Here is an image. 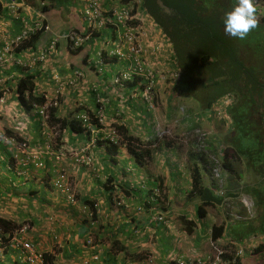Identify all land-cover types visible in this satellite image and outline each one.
<instances>
[{
    "label": "crops",
    "instance_id": "1",
    "mask_svg": "<svg viewBox=\"0 0 264 264\" xmlns=\"http://www.w3.org/2000/svg\"><path fill=\"white\" fill-rule=\"evenodd\" d=\"M7 1L0 0V23L9 35L22 27V20L30 21L41 12L35 5L20 0L22 5L18 2V12L14 14L4 6ZM117 2L101 0L104 8ZM85 4L84 0H74L69 6V14L64 10L44 13L50 32L41 33L32 45L16 52V57H21L25 65H16L12 60L0 65V217L12 222L6 232L0 228V235H4L0 241V264H25L20 250L9 242L13 235L31 241L42 253H50L52 263L56 264H83V261L87 264H177L179 259L184 260V264L190 261L194 264H258L249 256L255 240L247 243L235 241L224 231L220 237L212 239V226L222 224L225 219L223 205L206 206L205 215L199 218L197 206L200 201L188 197L192 164L189 150L198 136L191 132L205 134L203 144L211 152L213 147L210 146H218L231 128L229 118L219 120L213 111L204 112L197 104L194 114L198 124L191 128L192 123L185 119L187 115L182 113L180 117L172 108L170 89L164 91L163 88L169 77V68L174 66L172 45L143 8L138 14L145 61L155 73L154 107L150 108L143 98L139 78L125 81L122 86L113 83V76L127 61L112 58L105 63L97 62V49H102L105 44L104 31L76 49L70 48L61 37L71 29H81L83 21L78 12ZM51 35L59 38L56 50L46 61H36L34 55L47 44ZM250 40V46L246 48H255L256 40ZM74 71L81 75L73 78L72 85L65 86L59 105L49 115L51 129H58V137L56 141L52 140L54 144L50 149L45 135L47 131L43 130L39 115L18 101L16 84L25 74H32L35 91L51 94L56 87L53 74L60 76L64 83L66 78L73 77ZM187 107H191L190 102ZM99 108L103 111V122L94 141H91L90 134L73 132L68 126L61 125L60 120L72 119L76 112L95 114ZM175 115L184 119L182 128L185 130L180 134L188 132L186 136L192 138L186 140V146L180 145L185 137L178 138L180 134L163 140L157 136L163 125L177 126L181 122L174 120L165 124ZM115 125H123L126 135L138 138L142 147L150 150V156H144L141 163L136 162L123 143L114 154L110 153L103 142L104 132ZM4 135L15 136L20 141L24 139L28 145L22 152L15 151L12 144L1 139ZM168 139L178 141L169 144ZM85 146L92 162L77 164L74 153ZM60 151L64 155L57 158ZM207 156L213 158L212 154ZM39 160L43 163L41 166L36 165ZM190 160L199 162L195 158ZM197 164L205 184H211L213 174L207 171L203 162ZM58 167H65L74 178L77 192L74 204L67 202L52 185ZM217 181L220 186L233 187V176L227 173ZM161 183L166 192L165 201L159 208L161 213L157 212V207L143 208L144 201L149 198L147 190ZM220 191L224 189L220 187ZM240 199L228 197L224 205H230L237 212ZM89 202L96 208L93 221L87 217ZM155 214H161L163 220H156ZM187 220L194 222L190 233L185 229ZM25 225L28 231L23 230ZM88 235L95 237L96 243L85 245L84 239ZM213 245L222 248L227 259L221 257L218 261ZM238 249L243 250V254L236 263L234 253ZM94 255L97 259L92 258Z\"/></svg>",
    "mask_w": 264,
    "mask_h": 264
},
{
    "label": "trees",
    "instance_id": "2",
    "mask_svg": "<svg viewBox=\"0 0 264 264\" xmlns=\"http://www.w3.org/2000/svg\"><path fill=\"white\" fill-rule=\"evenodd\" d=\"M24 1L35 5L43 14L57 10L66 12L69 6L74 4V0ZM254 1L258 3L256 8L257 18L260 21L259 25L262 24L263 26L264 0ZM236 3L237 0H142V8L161 27L172 45V63L174 66L169 68V73H176L177 77L174 79L167 78L171 98L191 95L197 100L199 109L204 112L217 110V100H228L224 115H221L219 120L223 121L228 117L232 124L224 135L222 142L219 141L218 146H210L213 148L211 152L210 149L208 152L203 144L204 140L198 139L197 136L193 141L192 149L189 150L190 159L195 158L197 161L203 162L207 171L214 176L211 184L206 185L201 168L197 164L199 162L189 159L192 164L190 166L191 188L188 192V197H195L200 201L197 206V217L201 218L205 215L206 206L213 205L216 207L217 205H223L225 207L223 210L225 219L222 224L212 226V239L215 240L220 237L223 231L229 233L228 235L235 241L239 240L247 243L253 239L256 244L249 252V256L256 260L255 263L264 264V41L262 43L263 52L260 50L263 55L262 58H259V60L262 59L261 61L257 58L255 48H253L254 51L251 47L246 48V46H250V39L255 37L254 33L258 28H260V31H264V27L258 26L252 30L244 41L225 35L222 18ZM40 35L41 33L39 32L34 33L27 41L21 43L15 51H20L29 44L32 45L36 38L39 39ZM257 63L259 64L256 66ZM228 67L230 70L227 69ZM225 69L227 72H225ZM227 78L231 82H227ZM236 79L238 81L232 83ZM227 84L230 86L227 88L230 89L226 88ZM235 87L242 90L245 94L238 102L236 101V94L233 93ZM35 90L34 76L32 74H25L18 80L16 84L17 99L24 108L32 109L34 103H43L45 99L43 94H38ZM203 91L205 96L202 98L199 93ZM247 97H250V99H247ZM242 99L247 100V102L250 101L251 108L244 115V121L248 124L246 127L247 131L238 134L236 126L242 118L239 114V108L244 102ZM195 108L197 107L183 110L184 114L187 115L185 119L192 123L191 128L198 124L196 114H194ZM52 109H55V107L50 109L49 115L52 114ZM76 113H74L72 119L60 120L62 127L68 126L73 132L89 134V129L82 126L81 119L75 118ZM87 113L91 116L92 125L96 127L102 126L95 114L90 111H87ZM183 124L184 119L175 127L177 129V131H174L176 135H179V131L185 130L182 128ZM114 127L121 136L120 144H125L136 162L141 163L144 156H150V150L143 148L138 138L126 135V129L123 125H115ZM167 137L162 136L160 139L163 140ZM245 137L251 140L243 141ZM103 142L110 153L114 154L117 151L119 145H115L105 137ZM175 142L172 139H168L169 144H174ZM255 150L256 152L263 150L260 154L261 157L252 152ZM211 154L213 158L208 159L207 155ZM237 164L239 168H236ZM215 170L217 172L216 176ZM223 173L233 176V181H231L233 187L231 185L228 187L224 184L219 185L217 180L223 176ZM72 185L74 187V202L70 204H74L77 201L74 182H72ZM235 185H237L236 188L234 187ZM158 186L164 196L163 202L157 199L160 204L156 206V209L158 210L157 212L161 213L159 208L161 203L165 201L166 192L162 183ZM220 187L224 191H220ZM214 189L217 192H214ZM147 192L148 196L153 193L151 188ZM242 194L249 197L247 198L251 203L250 207L244 204ZM62 196L66 199V195L62 194ZM228 197L233 199L236 197L242 198L238 202L240 209L237 212L239 213L233 210L230 205L228 207L224 205ZM151 202V198L149 202L148 198H146L143 208L151 206ZM119 204L120 202H117V205ZM229 207L230 209H228ZM86 208L88 220L93 221L96 212L94 204L89 202ZM141 208L140 206L139 209ZM11 225L12 222L10 220L0 217V228L4 232ZM25 226L27 227V225ZM193 226L194 222L192 220L185 222L187 232L190 233ZM94 243H96L95 237L92 235H88L84 239L85 245H93ZM242 254L243 250H241L240 256ZM42 256L45 264L48 262L52 263L53 256L50 253H42ZM222 257L224 260L227 259L225 254H222ZM238 258L236 263H238Z\"/></svg>",
    "mask_w": 264,
    "mask_h": 264
},
{
    "label": "built area",
    "instance_id": "3",
    "mask_svg": "<svg viewBox=\"0 0 264 264\" xmlns=\"http://www.w3.org/2000/svg\"><path fill=\"white\" fill-rule=\"evenodd\" d=\"M86 4L82 10H79V15L82 18L83 25L79 31L71 29L61 35L68 43L70 48L76 49L82 47L86 42L90 41L93 37L104 31V45L102 49H97L96 57L97 62L105 63L111 61L112 58L117 60L127 61V64L118 70L113 76V83L123 85L125 81L134 80L139 78V84L142 86L141 94L150 108L154 107L153 92L155 84V73L149 62L145 61V48L143 47L141 40V18L138 14L142 12L141 0H118L117 4L110 8H104L101 4V0H84ZM18 2L20 0H8L5 2L6 6L12 13L18 12ZM255 2V1H254ZM22 5V2H20ZM258 5L257 2H255ZM48 33L50 32V26L46 20L45 15L42 12L36 13V17L33 19L22 20V27L18 29L15 34L9 35L8 32L2 28L0 23V65L9 61H14L16 65H25V62L21 57H16V49L21 43L27 41L34 33ZM58 42L57 36H49L47 44L43 46L34 55L35 60L44 62L46 59L56 50V44ZM163 74V73H162ZM79 71H74L73 77L66 78L65 82H61V77L57 74H53V80L56 83V87L51 94H43L44 101L41 104L34 103L32 109L39 115L42 126L46 128L47 120L49 118L50 109L59 105L60 97L64 91L65 86L72 85L74 77L80 76ZM165 75V74H164ZM169 78L174 79L177 77L176 73H169ZM2 101V97H0ZM217 110L213 111V115L219 118L224 115L225 107L228 104V100L219 99ZM98 117V121L103 122V111L98 109L95 112ZM75 118L81 119L82 126H85L90 131V136L93 138L100 127H96L91 124V116L87 111L77 112ZM108 128L104 132V137L111 140L115 145H119L121 142V136L116 129ZM158 137L165 136V132L160 131L157 133ZM1 139L12 144L15 151H24L27 147V142L23 139L20 141L15 136L4 135ZM87 148L81 147L74 153L75 162L77 164H90L92 157L87 154ZM57 158L64 155V152H59ZM24 161V160H21ZM23 165L22 162H20ZM43 163L39 160L36 165L41 166ZM19 171V170H18ZM215 175L217 172L215 170ZM72 178L65 168L60 167L55 172L52 178L53 186L61 193L66 195V200L69 203H73L74 187L72 185ZM153 193L149 195L151 198V206L156 207L163 202L164 196L161 194L160 187L158 185L153 186ZM156 197V198H154ZM249 201V200H248ZM244 202V201H243ZM250 202V201H249ZM245 204V202H244ZM251 204V203H250ZM249 206L250 205H246ZM139 208V207H138ZM156 220H163L161 214H155ZM1 241V237H0ZM10 244L17 247L21 252V257L25 264H45L42 256V252L35 249L33 244L24 239L23 237L13 235L10 239ZM89 242V241H87ZM213 248L217 252V260L220 261L223 249L213 245ZM241 249H238L234 253V259L240 257ZM97 259V255L92 257ZM194 264L193 261L188 262ZM83 264H87V261H83ZM177 264H184V260H178Z\"/></svg>",
    "mask_w": 264,
    "mask_h": 264
},
{
    "label": "rangeland",
    "instance_id": "4",
    "mask_svg": "<svg viewBox=\"0 0 264 264\" xmlns=\"http://www.w3.org/2000/svg\"><path fill=\"white\" fill-rule=\"evenodd\" d=\"M259 27H261V28H263L264 27V25L262 26V24H260V25H258ZM254 35H255V37L254 38H252V40H256V43L254 42V47H255V52H256V55H257V58H258V60H259V58H262V52H263V50H262V48H263V44H262V41L264 40V31L262 32V33H260V29H258L255 33H254ZM252 50L254 51V49L252 48ZM262 52H261V51ZM256 58V59H257ZM262 59H260L259 61H261ZM259 63H257L256 64V66L258 65ZM228 70H230L229 69V67L227 68ZM229 77V76H228ZM227 80V82H231V81H228V78L226 79ZM236 81H238L237 79L234 81V82H232V83H236ZM229 85L227 84V86H226V88L228 87ZM230 87V86H229ZM163 88H164V91H168V89L170 88L169 87V85H168V83L166 82L165 84H163ZM227 89H230V88H227ZM233 93H235L236 94V97H237V99H236V101L238 102V101H240L241 100V97L243 96V95H245L244 94V92L242 91V90H240V89H237L236 87H235V89H234V91H233ZM247 94V93H246ZM199 95H201L202 96V98L205 96V94H204V91L201 93H199ZM244 97V96H243ZM194 97H189V96H187V97H184V98H179L178 99V97H174V98H170L171 99V102H170V105L172 106V108L174 109V110H176L177 112H179V116L181 117V114L182 113H185V112H183V110L187 107V104L190 102V104H191V109L192 108H194V107H197V101H195L194 102V100H192ZM247 99H250V97H247ZM199 101H201V100H199ZM242 101H244L242 104H241V106H240V108H239V114L242 116V118H241V120L240 121H238V124H237V126H236V131L238 132V134H241V132L242 133H244V132H246L247 131V129H246V127H247V123L244 121V115L248 112V110L251 108L250 106H251V104H250V101L249 102H247V100H244V99H242ZM190 106V105H189ZM161 107V106H160ZM188 109V107L186 108V110ZM178 115H175V116H173V117H171V120L172 121H165V122H167V123H165V124H168V122H173L174 120L175 121H179V120H181V119H179V116ZM170 119V118H169ZM183 122V121H182ZM178 124V123H177ZM47 126H46V128L45 127H42L43 128V130H46L47 132H45V135L47 136V140H48V143H47V146L48 147H50V149L51 148H53V139H54V141H56V137H58L57 135H58V129H57V127L56 128H53V129H51V126L49 125V121H48V123L46 124ZM176 126H170V125H163L160 129H159V132L160 131H164L165 132V136H168V137H170V138H174V137H176L177 135L175 134V132L174 131H177V129L175 128ZM181 133V131H179V134ZM191 133H199V132H196V131H193V132H191ZM187 134H188V132H187ZM186 134V135H187ZM186 135H184V134H180L179 136H178V138H182L181 136H185L184 137V139L182 138V140L179 142L180 143V145H183V146H186L185 145V143H186V140L189 138V139H192L191 138V136L190 137H188V136H186ZM203 135H205V134H203L202 132H200L199 133V135H198V139H203L204 140V136ZM240 139V138H239ZM240 140H242V139H240ZM251 140V139H250ZM249 140V138L248 137H245L244 139H243V141H250ZM176 141H178V139L176 140ZM27 144H28V142H27ZM205 146V145H204ZM263 150H260V151H257L256 152V150L255 151H252V152H254V154H256V155H258L259 157H261V152H262ZM15 159V158H14ZM92 162V161H91ZM84 164V163H83ZM85 165H89V164H85ZM59 168V167H58ZM65 168V167H64ZM19 170V169H18ZM65 170H66V168H65ZM20 171V170H19ZM67 171V170H66ZM74 179V178H73ZM73 182H74V180H73ZM53 185V184H52ZM242 199V198H241ZM244 202H245V205H250V202L248 201L249 199L247 198V197H244L243 199H242ZM247 207H249V206H247ZM23 228V230L25 231H28V229H27V227L26 226H23L22 227ZM30 229V228H29Z\"/></svg>",
    "mask_w": 264,
    "mask_h": 264
},
{
    "label": "clouds",
    "instance_id": "5",
    "mask_svg": "<svg viewBox=\"0 0 264 264\" xmlns=\"http://www.w3.org/2000/svg\"><path fill=\"white\" fill-rule=\"evenodd\" d=\"M222 23L225 35L239 41L246 40L260 23L254 0H237L236 5L224 14Z\"/></svg>",
    "mask_w": 264,
    "mask_h": 264
}]
</instances>
